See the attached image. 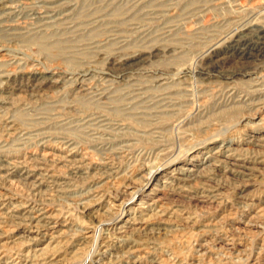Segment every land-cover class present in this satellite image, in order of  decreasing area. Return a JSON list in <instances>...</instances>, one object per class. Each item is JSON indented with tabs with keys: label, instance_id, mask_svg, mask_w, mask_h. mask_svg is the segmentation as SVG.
I'll use <instances>...</instances> for the list:
<instances>
[{
	"label": "rangeland",
	"instance_id": "rangeland-1",
	"mask_svg": "<svg viewBox=\"0 0 264 264\" xmlns=\"http://www.w3.org/2000/svg\"><path fill=\"white\" fill-rule=\"evenodd\" d=\"M0 264H264V0H0Z\"/></svg>",
	"mask_w": 264,
	"mask_h": 264
},
{
	"label": "bare ground",
	"instance_id": "bare-ground-1",
	"mask_svg": "<svg viewBox=\"0 0 264 264\" xmlns=\"http://www.w3.org/2000/svg\"><path fill=\"white\" fill-rule=\"evenodd\" d=\"M161 170L160 168H156V167H151L150 168V173H149V176H150V179L153 180L155 178L158 177V175L160 174ZM175 172V171H174ZM147 177V176H146ZM134 198V197H133ZM132 198V199H133ZM127 200V199H126Z\"/></svg>",
	"mask_w": 264,
	"mask_h": 264
}]
</instances>
